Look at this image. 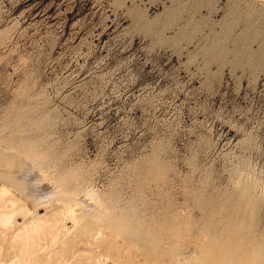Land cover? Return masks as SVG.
<instances>
[{"label": "rangeland", "instance_id": "rangeland-1", "mask_svg": "<svg viewBox=\"0 0 264 264\" xmlns=\"http://www.w3.org/2000/svg\"><path fill=\"white\" fill-rule=\"evenodd\" d=\"M16 144L158 243L141 261L106 229L119 264H264V0H0V148Z\"/></svg>", "mask_w": 264, "mask_h": 264}, {"label": "bare ground", "instance_id": "bare-ground-1", "mask_svg": "<svg viewBox=\"0 0 264 264\" xmlns=\"http://www.w3.org/2000/svg\"><path fill=\"white\" fill-rule=\"evenodd\" d=\"M16 145L11 150L0 148V166L5 168L3 172L0 170V264H119L109 254L111 251H116L117 248L115 244L112 246L109 244L111 242H107L106 229L115 230L116 234L134 240L136 246L145 249L138 248L142 253L145 251L142 257L141 255V258L139 257L141 261L142 259H157L154 250L158 243L150 239L147 230L134 224L133 217L128 212H123L122 215L113 213L111 211L113 204L110 207L108 200L101 198L94 190L84 189L85 187L83 188L81 184L76 183V185L72 181L74 186H70L67 176L45 177L46 171L45 173L42 171L47 164L45 157L38 154L32 147ZM28 174H34L35 178H38V182L42 178L45 181L42 182L43 185L44 183L49 185L46 186V189L50 188V192H47L48 195H46L49 196V199L43 193L39 194H42L41 197L35 198L37 192H34V187L37 188L40 185L36 186L38 184L36 179L29 181L31 178L28 179ZM242 183L243 181L240 184ZM244 183L240 188V202L235 209V216L241 220L244 218L245 208L250 201L249 191L252 190H249L250 186L248 188ZM69 186L70 189H68ZM11 189L14 191H10ZM43 190L45 189L43 188ZM15 191H19L20 194L16 195ZM25 192L28 194L26 195ZM52 194L56 197L51 196ZM25 198L32 199V207H27ZM41 198L48 201L43 202L44 200L42 201ZM38 200L42 202L38 203ZM36 203L42 207L39 208ZM43 207L45 210L41 215L37 209ZM18 218L20 221L17 220ZM67 223H71V225L68 226ZM163 247L161 245L160 249ZM92 248L106 251L107 254L104 256L93 252ZM261 248L257 253L252 254L253 259L258 256L264 257V247ZM81 249L82 252H80ZM146 250H149V254H146L148 253ZM173 252L174 250L168 248L162 254L163 257L166 256L164 254L172 256L167 264H175ZM220 259L216 264H224L225 257L221 255Z\"/></svg>", "mask_w": 264, "mask_h": 264}]
</instances>
